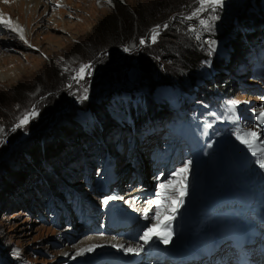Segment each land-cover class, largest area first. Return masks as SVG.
<instances>
[{"label": "rangeland", "instance_id": "1", "mask_svg": "<svg viewBox=\"0 0 264 264\" xmlns=\"http://www.w3.org/2000/svg\"><path fill=\"white\" fill-rule=\"evenodd\" d=\"M197 6L0 0V21L11 22L0 23V264H168L151 252L154 240L128 252L115 239L138 245L157 228V211L161 219L174 205L172 174L185 163L193 173L201 141L196 111L232 140L264 111V0H223L209 31L199 24L208 12L183 19ZM166 22L151 42L150 30ZM82 64L91 75L77 82ZM33 105L39 114L12 131Z\"/></svg>", "mask_w": 264, "mask_h": 264}, {"label": "snow or ice", "instance_id": "2", "mask_svg": "<svg viewBox=\"0 0 264 264\" xmlns=\"http://www.w3.org/2000/svg\"><path fill=\"white\" fill-rule=\"evenodd\" d=\"M111 0H109V3ZM196 3L198 6L191 12L190 16H185L183 19L184 20H192L194 17L200 16L201 13L208 12L209 13V18L208 19H200L199 24L203 26V29L205 31L211 30V23L210 22H215L219 17L216 15L217 9L222 6L223 0H196ZM210 10V11H209ZM0 23H8L10 24V21H0ZM168 23L166 22L163 25H156L153 29L150 30L151 35L149 39L151 42L155 43L157 36L159 35V32L161 28H167ZM12 31H19L20 33H23L22 28H12ZM190 31H195V29H190ZM199 39V35L196 37ZM21 39H23V35H21ZM141 45L145 44L146 41L145 39H141L139 41ZM210 48L214 49L215 48V41H210ZM124 51H130L128 47H125ZM93 67L92 64H82L80 68L77 70V76L74 77V79L77 80H82L84 78V75H91V68ZM85 93L87 92V89L84 90ZM83 99H86L87 96L84 95L81 97ZM234 109L229 108V112H233ZM38 110L37 106L33 105L30 110L26 111L23 113L21 117L18 118V122L14 124L13 128L11 129L12 131H15L17 128H23L25 127L31 119H34L38 115ZM219 119V117H217ZM238 119V117H237ZM257 121L259 122L257 125L256 129H249L246 132L238 133L237 134V139L241 141V143L245 144L253 153L254 156H257L260 166L264 168V134L260 133L258 128L259 124H264V111H261L257 117ZM211 125H208L210 127ZM4 129L0 128V142H3L4 139ZM189 169V164L185 163L182 168L177 169L175 172H173V176H180L179 181H177V184L179 185L178 188H176V191L179 192V196L177 197V202L180 203L182 202V197L185 195V188H184V180H186V173L188 172ZM172 186V181L170 180L169 183L166 184H161L160 189L165 190L169 187ZM159 195L163 196L164 192L161 191ZM113 197H109V199H112ZM169 200L171 197L168 198ZM105 204L108 203V200L104 201ZM153 203H156L157 205L160 204V201H154ZM171 211L175 212L176 207L175 206H170ZM160 212L159 210L157 211L156 217L154 219L157 220V224L153 225V227L160 226ZM153 235H161L163 242L165 244L169 243V237L170 234L168 233H153L152 228H148L145 232L144 235L140 237L141 240H143L145 243H147ZM94 247V246H93ZM142 247V246H141ZM92 248H88L87 251H91ZM128 252L132 251H139V249H132V248H127L125 249ZM79 254V253H78Z\"/></svg>", "mask_w": 264, "mask_h": 264}, {"label": "bare ground", "instance_id": "3", "mask_svg": "<svg viewBox=\"0 0 264 264\" xmlns=\"http://www.w3.org/2000/svg\"><path fill=\"white\" fill-rule=\"evenodd\" d=\"M197 130H198V132H200V139H201V141L199 142V144L197 143L194 146L195 150L193 152L194 153L193 154V159L195 160L194 167L200 168L203 165H205V164L208 163V161H209L212 153L214 152V149H210L211 139L208 136L207 131L204 130V129H202V128L201 129L199 128ZM242 132H246V131L238 128L236 130V135L238 133H242ZM219 133H221V132H219ZM225 135L226 134H223V136H225ZM224 138H227V137H224ZM229 140L232 141V139H229ZM242 146L245 147L248 150V152L252 155L251 158L253 160V163L256 164L257 166L254 167V166H250L248 163H245V161L247 160V157H246L247 155L245 154V152L243 150L242 155H241L242 158L240 159V162L239 163L233 164L229 160H226V162L223 165L215 167L214 172H213L214 180L216 182V185L218 186L223 181V179H224V178H222L223 176H225L226 178L229 179V176H228L229 175V171L235 172L236 170H238L239 174H243L241 176L242 178H244V175L249 174L255 180L256 183L258 181H261L260 183H258L255 186V190L256 191H260V190L264 189V180L261 179V176H260V173L261 172L264 174V168H262L260 166V163H259V160H258L257 156H254L253 153H252V151L245 144L242 143ZM206 151H209V152H206ZM204 155H207V156H204ZM242 165H243V167L248 172L247 171L243 172V171L240 170V168L242 167ZM262 194H263V197H264V193H262ZM180 203H178L177 200L174 201V205L173 206L176 207L175 212H172L171 211V208H170L169 212L167 211L166 215L163 218L160 219V226H157L156 229L152 230L153 233H168L171 236V229H172V227L174 225L173 219L176 216L178 210H180ZM247 203L248 202H245V203L243 202L244 205H246ZM181 207H182V203H181ZM201 208H203V207H195V208H192V209L187 210L186 211V214H187V212H189V214H190L188 216L187 222H189V220H191V219H194L195 218V212L197 210L201 209ZM208 215H210V214H208ZM263 229H264V227H263ZM184 232L185 231L183 230L180 233L179 238L182 237V235L184 234ZM143 235L144 234H142V235L139 236L138 245H135L134 247H132V249H139V250H141L142 248L147 247L146 244L148 242H150V244H151V241L154 240L153 238L156 236L155 239L161 242L160 243L161 248L159 250H161L160 252H163L162 251V246L163 245H166V244L163 242V239H162L161 235H153L152 238L147 243H145L143 240L140 239V237L143 236ZM196 238L198 240H201V239H203V236H202V234L199 233V234L196 235ZM196 238H195L194 234L191 233L190 239H189V245L195 244L197 242V239ZM115 241H116L115 242V246L118 247V248H121V249H124V250L126 248H131L132 242L130 240L126 239V238H121V239L120 238H116ZM110 243L111 244H114V242H112V241H110ZM162 243H164V244H162ZM252 245L250 246L251 248L253 247ZM221 247L222 246H220L219 249ZM218 251H220V250H218ZM134 252H137V251H134ZM160 252H159L158 255H160L161 257H164L163 256L164 254L162 253L163 255H161ZM83 254H85V253H83ZM187 254H188V252L185 254V252L182 251V252L178 253L177 255H175L174 257H172L171 259H169L168 261L165 260L164 263H167L168 262V264H181V263H183V264H191L194 260L192 261V258H190L189 256L186 257ZM180 256H185V259L184 260L177 259V257H180ZM158 258H156L155 260H157ZM135 264H138V263H135ZM199 264H204V263L201 260ZM219 264H236V262L235 261L232 262L225 254L221 253V258L219 260Z\"/></svg>", "mask_w": 264, "mask_h": 264}, {"label": "water", "instance_id": "4", "mask_svg": "<svg viewBox=\"0 0 264 264\" xmlns=\"http://www.w3.org/2000/svg\"><path fill=\"white\" fill-rule=\"evenodd\" d=\"M221 154L223 155V153H221ZM233 154H234L233 157H234V158H237V157H235V156H237V154H236V153H233ZM219 156H220V155H218V157H219ZM220 157H221V156H220ZM225 157H226V156H225ZM216 187H217V185H216V182L214 181V183L211 184V185H208V184L206 183L205 185H203L202 187H200V191H202V192H206L205 199H208L209 197H213L214 193H213L212 190H213L214 188H216ZM200 204H201V203H200ZM200 204L197 205V206H200ZM195 223H196V213H195V218H194V219H191V220H189V222H187L185 232H184V234L182 235L180 242L177 243L176 246H178L179 244H181L182 242H184V241L187 239V237L190 235V232H191V230L193 229V226H194ZM176 246H174V248H176Z\"/></svg>", "mask_w": 264, "mask_h": 264}, {"label": "trees", "instance_id": "5", "mask_svg": "<svg viewBox=\"0 0 264 264\" xmlns=\"http://www.w3.org/2000/svg\"><path fill=\"white\" fill-rule=\"evenodd\" d=\"M185 6H186V4H183L181 7L179 6V7H176V8H171L170 10H169V13L168 14H171V12L173 13H175V11H178V10H184L185 9ZM166 17V16H165Z\"/></svg>", "mask_w": 264, "mask_h": 264}]
</instances>
